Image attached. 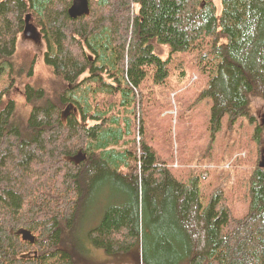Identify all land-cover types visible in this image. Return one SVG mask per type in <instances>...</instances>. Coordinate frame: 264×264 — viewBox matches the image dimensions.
I'll use <instances>...</instances> for the list:
<instances>
[{"label": "trees", "instance_id": "16d2710c", "mask_svg": "<svg viewBox=\"0 0 264 264\" xmlns=\"http://www.w3.org/2000/svg\"><path fill=\"white\" fill-rule=\"evenodd\" d=\"M84 1L72 17L74 0H0V264H76L60 249V223L72 222L92 182L112 176L123 197L90 231L96 248L139 254L150 235L154 251L142 264H264V157L241 200H233L228 173L227 191L216 187L206 205L199 183L210 177L204 166L222 164L211 155L216 137H230L238 121L252 123L253 102H264V0ZM27 15L50 71L39 86L32 82L37 59L18 57ZM153 40L168 48L166 58ZM194 74L198 103L208 100L210 114L191 121L177 151L164 155L151 112L173 105L146 108L145 85L187 91ZM16 92L30 107L23 121ZM178 107L176 118L166 110L158 115L178 127ZM222 154L231 159V152ZM183 171L191 173L189 183L176 176ZM142 215L151 218L149 233Z\"/></svg>", "mask_w": 264, "mask_h": 264}, {"label": "rangeland", "instance_id": "374dc122", "mask_svg": "<svg viewBox=\"0 0 264 264\" xmlns=\"http://www.w3.org/2000/svg\"><path fill=\"white\" fill-rule=\"evenodd\" d=\"M30 24L33 25L31 20ZM151 44L155 52L162 58L167 57L169 52L167 47L159 45L155 40H153ZM44 50L45 46L40 38L33 34L30 35V33L22 37L18 45V57L20 61L27 60L28 63H32L34 62V58L37 59L36 63H34V75L32 77V82H34L36 86H39L42 82H47L50 75L49 68L43 59ZM184 58L188 62L193 63V55H187L184 56ZM197 79L198 76L196 74L191 75L187 83L188 87L190 86L189 88L191 89L187 91H185L187 87H183L177 91L178 89L172 90L170 86H157L153 85L151 82L145 85V90L150 92L146 108L150 110L155 101L160 107L163 103L167 104V100L173 105V108L170 110L171 112L168 111L169 107L167 105L160 110L159 107H155L153 112H151L152 120L156 122L157 126H160L159 145L163 148L164 155H169L170 151H173V153L177 151L176 139L179 143L182 132L184 129L189 128V123L192 128V122L197 125L201 123V117H206L210 114V102L208 100H202L198 103L200 100L197 95H199L201 89L195 86ZM180 95H184V97L181 98ZM175 96L179 107L176 101H174ZM186 96L188 97L187 100H185ZM15 98L19 100L17 118L23 121L28 115L30 107L27 105L21 93L16 92ZM194 98L195 103H193ZM182 103L184 105H186V103L192 104V107H190V109L187 106L182 107ZM176 107L179 108L178 127L175 125L176 120H173L174 124H170L169 119H163L158 115L166 110L164 114L171 113L174 118H176ZM252 108L254 115V121L252 123H248L246 120L238 121L235 124V131L231 132L230 137H225V134L221 132L215 139L211 155L212 152L217 153L219 157L216 162L222 164H220L221 166H214L216 164L204 166L205 168H209L210 171V177L207 178L206 175L199 180L202 202L204 205H206L207 199L210 198L211 194H214L216 187L220 186L224 191H227V183L225 180L227 173L230 176L228 186L235 188L233 193L234 202L241 200L247 176L253 170L255 162L258 159L261 161L262 157H264V102L255 101L253 102ZM182 124H184V128H182ZM225 124L226 121L223 122L222 131L225 130ZM152 129H154V126ZM200 133L201 132H199V134ZM203 136L201 143L205 151L207 150L206 148L210 146V133L207 134V132H205ZM257 138L259 141L256 140ZM224 150L232 153L230 160L224 161V159L220 158L223 156L222 152ZM173 166L177 167L178 164L174 163ZM214 168H217L216 171ZM220 169L224 170V172L221 173ZM189 174L191 173L183 171L182 173L176 174V176L179 180L189 183ZM123 192L124 189L118 184L117 178L113 176L110 179L107 177L99 178L92 182L90 190L86 197L82 199L72 222L70 224L67 221L60 223V249L69 252L74 257L76 264H142V258L145 252L146 255L148 254V257H150L151 253L153 254V243L156 241V238L150 235L146 238L147 244L145 246L142 244L139 254L135 252L133 255L108 254L96 248L90 240V231L99 226L107 208L121 202ZM127 199H129V197ZM240 207L241 206H236L238 211L241 210ZM142 217V228L149 233L150 230L148 226L150 225L149 222L151 218L147 215H142ZM143 240L144 237L142 238V241ZM136 255L139 256L138 259H135Z\"/></svg>", "mask_w": 264, "mask_h": 264}, {"label": "water", "instance_id": "95a60500", "mask_svg": "<svg viewBox=\"0 0 264 264\" xmlns=\"http://www.w3.org/2000/svg\"><path fill=\"white\" fill-rule=\"evenodd\" d=\"M85 8V1L84 0H74V3L72 7L70 8V15L72 17H76L77 15H80L83 12V9ZM31 15H27L25 18V28L22 32L21 38L25 35H28L30 33L33 35H36L42 40L41 34L38 31L37 27L30 24ZM73 109V106L70 104L63 110V116L69 114L71 110ZM79 160H85L86 155L85 154H79L77 156ZM19 234L22 236L23 240L29 241L31 243L35 242V236L32 235L30 231L27 230H20Z\"/></svg>", "mask_w": 264, "mask_h": 264}, {"label": "flooded vegetation", "instance_id": "af4514ba", "mask_svg": "<svg viewBox=\"0 0 264 264\" xmlns=\"http://www.w3.org/2000/svg\"><path fill=\"white\" fill-rule=\"evenodd\" d=\"M42 43H43V41H42ZM71 104V103H70Z\"/></svg>", "mask_w": 264, "mask_h": 264}]
</instances>
